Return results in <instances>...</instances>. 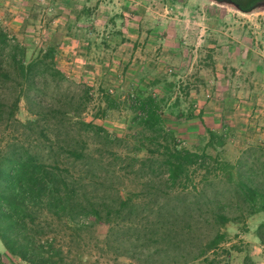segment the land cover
<instances>
[{"label":"rangeland","instance_id":"374dc122","mask_svg":"<svg viewBox=\"0 0 264 264\" xmlns=\"http://www.w3.org/2000/svg\"><path fill=\"white\" fill-rule=\"evenodd\" d=\"M0 25L26 49L27 58L48 47L55 50L53 65L64 80L57 89L49 82L41 100L60 101L62 113L80 109V120L102 128L110 138L106 142L105 134L71 123L50 125L49 141L21 126L13 131L1 126L0 149L6 151L7 143L22 145L45 165L56 163L69 176H79L86 186L80 193L94 205L120 197L136 206L126 209L128 223L113 217L111 226L81 219L77 228L66 220L38 216L46 223L43 241L60 249L66 262H172L173 251L161 250V256L152 251V241L163 229L159 216H167L176 205L178 221L199 208L208 217L213 201L228 203L236 194L237 172L264 185V0H256L248 10L229 0H0ZM85 92L86 102L79 108L77 101ZM134 97H151L161 104L164 129L179 148H204L233 166V183L214 180L206 190L212 203L205 204L206 198L191 188L167 189L165 176L141 167L161 162L147 150L155 149L147 140L152 134L134 119ZM36 109L21 98L16 120H32L30 111ZM178 111L185 116L191 112L194 118L178 120ZM71 115L68 118L74 119ZM209 131L224 137L221 147H206ZM70 149L82 150L86 159L74 160L67 155ZM82 165L94 169V184L83 179ZM163 203L168 207L159 210ZM228 215L240 218L219 229L224 241L215 255H207L215 262L188 264H264V246L258 239V233H264L258 229L264 213L240 216L231 210ZM171 230L167 233L173 239ZM132 233L141 250L129 246ZM199 233L214 235L205 223ZM0 261L24 264L8 256L1 244Z\"/></svg>","mask_w":264,"mask_h":264},{"label":"trees","instance_id":"16d2710c","mask_svg":"<svg viewBox=\"0 0 264 264\" xmlns=\"http://www.w3.org/2000/svg\"><path fill=\"white\" fill-rule=\"evenodd\" d=\"M232 2L241 10H248L256 0H232ZM54 54L55 50L48 47L36 56L27 58L26 49L15 39H10L0 25V127L13 131L15 127L21 126L35 133L38 139L49 141L50 125L56 124L58 127L71 123L83 130H92L97 133L96 135L105 134L103 138L108 142L109 135L102 128L79 119L80 109H70L69 111L73 110L72 113H62L64 104L60 101L41 100L43 95L46 96L49 82L57 89L64 80L63 74L53 65ZM86 97L85 92L77 101L79 108H83ZM21 98L37 108L35 111H30L35 117L25 123L18 122L15 117ZM132 101L134 119L139 120L138 125L142 130L152 134L147 140L149 146L155 149L147 150L157 155L161 162V165H141V167H147L150 172L154 174L158 172L160 176H165L167 189L173 190L179 187L188 192L187 188H191L193 192L197 191V195L206 198V190L214 180H226L228 184L234 182L233 166L208 155L204 148L195 152L178 147L174 136L164 129L161 118L162 106L156 99L134 97ZM69 114H72L74 119H69ZM61 115L66 117V121ZM183 118L194 117L191 112L185 116L178 111L176 119ZM208 134L207 148L223 145L222 135L213 131H209ZM7 147L6 151L0 149V244L8 256L15 257L24 264H70L65 261L60 249L43 241L46 223H42L38 216L45 215L58 221L66 220L77 228L82 227L79 221L81 219H90L91 224L96 222L108 226L114 222L113 217L123 224L129 222L126 216L129 213L126 209L132 211L136 208L130 201L117 197L110 204L95 203L94 205L93 199L86 198L80 193L86 186L82 185L79 176H69L68 171L56 163L45 165L39 155L22 145L18 147L13 143H7ZM60 152L64 151L60 148ZM67 155L74 160L86 159L82 150L70 149ZM82 166H84L83 179H87L89 184H94V169L91 165ZM197 177L199 180L196 182L201 185L200 189L195 183ZM245 177L237 172L235 177L237 182H234L236 194L228 203L213 201L212 207L207 210L208 217H206L207 213L202 215L199 208L197 214L187 211L178 221L176 205L169 209L170 213L167 216H159L161 219L159 223L162 224L163 229L158 239L152 241L156 245L152 247V251L155 252L153 254L161 256V250L173 251L176 258L172 262L159 264L215 262L209 261L207 255L209 253L215 255L224 241L225 235L220 233L219 229L227 223L237 222L240 218L230 217L228 212L236 210L240 216L264 213V185H256ZM206 200L205 204L211 202L207 198ZM167 207V203H163L159 205V210ZM203 223L208 224L209 229L214 233L213 237L208 238L199 233V226ZM122 228L125 230V227ZM167 228L172 229L173 239L169 238ZM258 229H264V223ZM109 233L110 235L114 233L112 227ZM258 239L264 246V233H258ZM139 243V239L132 233L129 246L134 250H141L142 245L139 246ZM157 244L162 249H159ZM162 256L168 257V253ZM0 264L4 263L0 261Z\"/></svg>","mask_w":264,"mask_h":264},{"label":"flooded vegetation","instance_id":"af4514ba","mask_svg":"<svg viewBox=\"0 0 264 264\" xmlns=\"http://www.w3.org/2000/svg\"><path fill=\"white\" fill-rule=\"evenodd\" d=\"M229 1H231L232 2V0H229ZM234 3V2H233Z\"/></svg>","mask_w":264,"mask_h":264}]
</instances>
